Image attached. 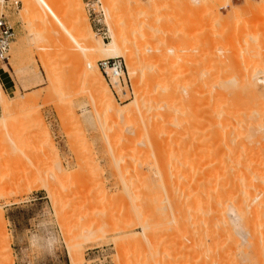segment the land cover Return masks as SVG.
<instances>
[{
  "label": "rangeland",
  "instance_id": "rangeland-1",
  "mask_svg": "<svg viewBox=\"0 0 264 264\" xmlns=\"http://www.w3.org/2000/svg\"><path fill=\"white\" fill-rule=\"evenodd\" d=\"M52 1L77 36H89L91 27L94 44L112 41L113 21L101 2L81 0L74 10L69 0ZM197 2L162 7L164 26L172 28L162 55H153L156 44L151 50L150 57L161 55L157 61L128 64L122 56L121 83L101 71L116 101L109 108L83 82L86 59L61 23L7 0L2 10L14 37L0 69V264L9 257L13 264H264V6ZM235 5L243 11L235 14ZM166 51L181 57L168 61L171 71H182L178 96L148 101L144 90L161 88L157 78L149 81ZM102 54H92L96 65L108 58ZM160 104L177 118L158 114ZM159 115L167 121L159 123ZM202 172L206 181L199 182ZM191 174L195 191H239L238 223L230 208L225 217L183 204Z\"/></svg>",
  "mask_w": 264,
  "mask_h": 264
},
{
  "label": "bare ground",
  "instance_id": "bare-ground-1",
  "mask_svg": "<svg viewBox=\"0 0 264 264\" xmlns=\"http://www.w3.org/2000/svg\"><path fill=\"white\" fill-rule=\"evenodd\" d=\"M20 1H22L23 2V5H24V10L23 11H25L28 15H32V16H37L38 14L40 15H42V17H46L45 15H48V16H52V17H54L56 20H58L59 21V23H61V25L63 26L62 28H64V31L65 32H67L68 34H70L71 36V38H73L74 39V41L78 44L77 46H78V48L80 49V51H81V55H83L84 56V58L86 59V65L84 66V67H82L81 68V70H80V72H81V75L84 77V80H83V82H85V84H86V86L87 85H89L90 86V88H91V94H92V96H100V97H104V98H106V100H107V104H108V107L109 108H114L115 106H116V101H115V99H114V96H113V93H112V90H111V88L109 87V85L107 84V82L105 81V79H104V77H103V75H102V70L99 68V66H97L94 62H93V60H92V58H93V56H92V54L93 53H95V52H101V53H103L104 55H106L108 58L109 57H125V59L127 60V62H128V64L129 63H131L133 60H139L141 63H144V64H146V63H153V62H151V61H157L156 59H157V56L159 55H156V56H153V55H155V53H157V52H161V50H163L164 51V49H160V45L162 46V44L163 43H165L166 42V40H168V37H167V31L168 30H170L169 28H172V26L171 27H169L168 25L169 24H167V26L165 27L164 25H166V23L169 21V20H165V15H164V13H163V11H162V7L163 6H166V4L167 3H171V4H181V6L184 4H189L190 2H191V0H99V2H101L102 4H103V6H102V9H103V12H104V14H105V16L107 17V19L109 18H111V21H113L109 26H110V31H111V34H113L112 35V41L111 42H109L107 45H102V44H94V40H93V36H94V30L91 28V27H89V36H81V37H79V36H77V32H73V31H70L65 25H64V23L61 21V19L59 18V14H58V12H57V10L55 9V7H54V2L52 1V0H20ZM68 1V0H67ZM194 1V0H193ZM247 2H250L249 0H246ZM198 2H200L201 4H206V5H211L213 8H216V7H218V6H221L222 4H227L228 3V5L229 4H231L232 2H233V0H223V2L222 1H220V0H198ZM197 2V3H198ZM69 3H70V5L72 6V8L74 9V10H77L79 7H80V4L82 3L81 2V0H69ZM97 4V3H96ZM248 4V3H247ZM69 5V6H70ZM250 5V4H249ZM261 5H263L264 6V0H261ZM186 7V6H185ZM71 8V9H72ZM164 8V7H163ZM177 8H178V6H177ZM261 8H262V10H263V8L264 7H262L261 6ZM72 9V10H73ZM218 9V8H217ZM181 10V9H180ZM187 10V9H186ZM233 10V12L235 13V14H239V13H241L242 11H243V9L240 7V6H238V5H235V7L232 9ZM183 11H184V9H183ZM34 14H36V15H34ZM44 15V16H43ZM177 15V14H176ZM47 16V17H48ZM218 16V15H217ZM28 17V16H27ZM48 20V19H47ZM172 20V19H171ZM174 20V19H173ZM45 21H46V19H45ZM58 21H56V22H58ZM165 21H166V23H165ZM47 22V21H46ZM108 22H110V21H108ZM165 23V24H164ZM172 23V22H171ZM170 23V24H171ZM174 23V22H173ZM195 23V22H194ZM78 25H80V23L78 24ZM172 25V24H171ZM175 25V24H174ZM175 31V30H174ZM135 32H137V34H135ZM32 33V32H31ZM135 35H134V34ZM169 33V32H168ZM172 33V32H171ZM174 33V32H173ZM34 34V33H33ZM134 35V36H133ZM174 35V34H173ZM35 36H36V34H35ZM168 36H169V34H168ZM166 37H167V39H166ZM171 39V38H170ZM146 41L149 45H147L144 41ZM145 43V45H147V46H149V47H142V46H144V45H142V43ZM170 42V41H169ZM171 43H173V41L171 42ZM175 43V42H174ZM154 44V45H153ZM155 44H156V46H155ZM158 44H159V46H158ZM166 44H167V42H166ZM139 46V48H137L136 50H138V51H135L134 50V52H137V53H135L134 54V52H133V50H132V52H125L124 51V48H126V47H130V48H132V47H134V46ZM142 45V46H141ZM132 46V47H131ZM155 46V47H154ZM163 46H165V44L163 45ZM162 46V47H163ZM171 46H172V44L170 45V47L168 48V47H166V50H167V48H168V50L170 51V50H172V48H171ZM179 46V45H178ZM181 46V45H180ZM180 46H179V49H180ZM153 47H154V49H156L155 51H153L152 49H153ZM161 47V48H162ZM164 48V47H163ZM173 48H174V46H173ZM181 48H183V47H181ZM178 49V48H177ZM186 49V48H185ZM151 50L153 51V57H154V59L155 60H153V57H150V54H152V52H151ZM183 50V49H182ZM151 52V53H150ZM159 52V53H160ZM167 52V51H166ZM165 52V53H166ZM175 53V52H174ZM102 54V55H103ZM161 54V53H160ZM167 54H168V52L166 53V54H163V56L161 57V60H163V62L159 59L158 61H161L163 64H161L160 65V67H159V69L158 70H156L155 71V73H157L156 74V76L154 77V75H150V81L149 82H151L150 83V85L152 84V79L151 78H153L154 80H155V78H157L156 80H158V82H160L161 83V88L159 89V91H157L156 93L154 92V91H152V89H146V90H144L145 91V95H146V98H147V100L149 101V100H153V101H157V102H163L164 100H165V102H167V99L168 98H170V100L168 99V102H171V101H173L174 99H176L175 97H176V95L178 94V90H176V89H178V86H179V84H178V86H177V84H176V87H175V82H179V81H177V80H180L179 78H181V77H178V76H180L182 73H180V72H182L181 70L179 71L178 69V71H176V69L174 70V68H173V70L174 71H171L172 70V67L174 66H172V65H169L170 63V61L172 62H175L176 63V61H179V59L181 60V57L179 56L178 57V55H177V57L179 58H177V57H174V55H172L171 53V55H172V57H170V56H167ZM179 54V53H178ZM162 55V54H161ZM161 55H159V56H161ZM105 56V57H106ZM91 57V58H90ZM148 59H151V60H148ZM174 59H175V61H174ZM177 59V60H176ZM88 60V61H87ZM170 60V61H169ZM143 61H146V62H143ZM169 61V62H168ZM139 62V63H140ZM155 63V62H154ZM160 63V62H159ZM169 63V64H168ZM156 64V63H155ZM172 64V63H171ZM46 65V64H45ZM149 65V64H148ZM183 65V64H182ZM169 66V67H168ZM172 66V67H171ZM168 69V70H167ZM171 69V70H170ZM187 69V68H186ZM190 69V68H189ZM169 70L171 71L170 73H168L169 72ZM183 70V69H182ZM191 70H192V68H191ZM102 71V72H101ZM154 72V71H153ZM174 72H178V73H180L179 75L177 74V75H175V74H173ZM187 72H189L188 70L186 71V73ZM132 73V72H131ZM104 74V73H103ZM184 75V78H185V74H183ZM105 76V75H104ZM129 76H131V75H129ZM182 78H183V76H182ZM107 79V78H106ZM114 81H116V83H119L118 82V79L117 78H114L113 79ZM149 80V79H148ZM148 80L147 81H145V83L147 84V86H149V82H148ZM152 80V81H151ZM156 80H155V82H156ZM188 82H189V79H188ZM187 82V83H188ZM185 83V82H184ZM190 83V82H189ZM182 84V83H181ZM193 84V83H192ZM118 86H120V85H118ZM146 86V85H145ZM190 86V85H189ZM144 87V86H143ZM152 87V86H151ZM183 87H184V85H183ZM148 88V87H147ZM159 88V87H158ZM157 87H156V89H158ZM180 88V87H179ZM187 88V87H186ZM189 88H191V87H189ZM193 88V87H192ZM185 89V88H184ZM188 89V88H187ZM180 90V89H179ZM2 91V90H1ZM155 94H154V93ZM182 92V91H181ZM181 92H179V96H180V93ZM184 92H185V90H184ZM177 93V94H176ZM187 94V93H186ZM188 94H190V93H188ZM4 95V94H3ZM178 96V95H177ZM184 97H185V95H183ZM189 97H190V95H189ZM172 98V99H171ZM178 98V97H177ZM188 98V97H187ZM192 99V98H191ZM180 100V99H179ZM186 101V100H185ZM184 101V102H185ZM189 100H187L186 102H188ZM193 101V100H192ZM189 103V102H188ZM186 106H188V105H186ZM6 107V106H5ZM158 114H160V115H164L165 113H163V112H165L166 111V113H168L170 116H174L173 114L171 115V113H170V108H168V107H166L165 108V105H158ZM189 107V106H188ZM168 108V109H167ZM178 108V107H177ZM183 108V107H182ZM165 109V110H164ZM169 110V111H167V110ZM176 109V108H175ZM174 108H171V110H172V113H174L176 110H175ZM188 108H186V110H187ZM162 110H163V112H162ZM173 110H174V112H173ZM179 110H180V107H179ZM178 110V111H179ZM182 110V109H181ZM177 111V113H179ZM184 111V110H183ZM188 111H189V109H188ZM192 111V110H191ZM196 111V110H195ZM181 112L182 111H180V115H181ZM194 112V111H193ZM192 112H190V114H191ZM195 113V112H194ZM182 114H183V112H182ZM186 113L184 112V115H185ZM160 115H159V117H160ZM169 115L167 116V114L165 115V117H169ZM179 115V117H180V119H181V116ZM187 115V114H186ZM185 115V116H186ZM193 115V114H192ZM196 115V114H195ZM190 116V115H189ZM197 116V115H196ZM195 116V118L198 120V118L197 117H199V116H197L196 117ZM175 117L177 118V116L175 115ZM191 117V116H190ZM189 117V118H190ZM202 119H203V114H202ZM171 118V117H170ZM173 119V118H171V119H173L172 121L174 122V120H177V119ZM193 118V117H192ZM195 118H193V120L191 119H189L188 121H193V123H198L197 121H196V119ZM159 119H162L161 121L160 120H158V121H160L159 123H165L167 120H166V118H165V120H163V118L162 117H160ZM169 120V119H168ZM195 120V121H194ZM169 121H171V120H169ZM168 121V122H169ZM171 121V123H173ZM180 122H181V120H179ZM203 121V120H202ZM176 122V121H175ZM178 122V121H177ZM179 122V123H180ZM201 122V121H200ZM158 123V124H159ZM195 123V124H196ZM185 124V123H184ZM202 125V124H201ZM158 127H159V125H157ZM163 126H164V124L163 125H161V128L159 127V132L161 133V131H160V129L162 130V128H163ZM198 126V125H197ZM203 126V125H202ZM165 127V126H164ZM167 129V128H166ZM171 130H173L172 128H171ZM154 131V130H153ZM157 131H158V129H157ZM164 131V130H163ZM170 131V130H169ZM159 132H155V133H157V135H158V133ZM166 132L167 131H165V134H163V135H165L166 137H167V135L168 134H166ZM155 133H150L149 135L151 136V138H155L157 135L155 134ZM164 133V132H163ZM154 134V135H153ZM170 134V133H169ZM155 136V137H154ZM159 136V135H158ZM157 136V137H158ZM160 136H161V134H160ZM165 137V139L167 140V138ZM150 138V137H149ZM162 139V142H164L163 140H164V136L162 137V138H160V140ZM151 140V139H150ZM157 140V138H155V141L152 139V141H151V143H153V141H154V143L155 142H158V141H156ZM160 140H159V142H160ZM166 140H165V142H166ZM168 141V140H167ZM158 142V143H159ZM169 142V141H168ZM153 143V144H154ZM188 143V142H187ZM155 145V144H154ZM161 145V144H160ZM182 145V144H181ZM156 146H157V144H156ZM162 146V145H161ZM179 148V147H178ZM182 147H180V149H181ZM57 150V149H56ZM178 150V149H177ZM193 151V150H192ZM197 174V173H196ZM202 174L203 175H201L200 176V180H199V182L200 181H206V175H204L205 174V172L203 173L202 172ZM200 175V173H198L197 174V176L196 177H198ZM236 175V174H235ZM191 177H193V179L192 178H188V179H192L191 181H192V183H190V181H189V185L187 186V184H186V186L188 187L187 189H186V191H184L183 193L185 194L184 196L182 195V192H179V194L180 195H182L183 197H185L184 199H185V201L183 202V204L185 203L186 205H188V206H190V207H192L193 208V210H194V208H197V210H198V208L199 207H203V209H206V210H209V209H212L213 211H214V209H218V210H221L220 212H222V213H224L223 211H225L226 209L228 210V208H230V210H232L230 213H229V215H231L230 217V219H231V223H238L239 221H238V218H239V216L237 215V213L235 212V210L234 209H236L235 207H237L238 205H239V207H237L238 209L240 208V205H242L237 199H235V198H237L238 197V199L240 198L238 195H237V193H239V191H235V190H231V189H234V186H233V188H231L229 191H227V189H226V191H225V188H227V187H225L224 189H222L223 191H225V192H223V191H220L219 189V191H217V190H215V193L213 192H211L210 193V191H206V190H198V191H195V189L197 190V186H198V184H199V182H198V179H195L194 178V176L191 174L190 175ZM195 182H194V181ZM230 181V180H229ZM235 182V181H234ZM198 183V184H197ZM240 183V182H239ZM233 184V183H232ZM235 184V183H234ZM194 185H196V188L194 187ZM232 186V185H231ZM235 187H236V185H235ZM168 188V187H167ZM195 188V189H194ZM165 189H166V187H165ZM172 189V188H171ZM193 190L197 193L198 192V195H196V193H194L193 192ZM172 191V190H171ZM199 191H204L203 192V194H202V197H199L200 196V193H199ZM234 191L235 192H237V193H234ZM177 192V193H178ZM234 194H233V193ZM167 193V192H166ZM170 193V192H169ZM178 194V195H179ZM236 194V195H235ZM241 194V193H240ZM168 195V194H167ZM236 197H235V196ZM255 195V194H254ZM263 195V194H262ZM170 196V195H169ZM182 197V198H183ZM259 197V196H258ZM179 198H181V197H179ZM178 198V199H179ZM234 198V199H233ZM255 198V197H254ZM232 200V202H237V203H235L236 205H233L234 203H231L230 205L227 203L229 200ZM244 199V198H243ZM258 199V198H257ZM234 200V201H233ZM237 200V201H236ZM264 200V199H263ZM263 200H262V203H264L263 202ZM178 201V200H177ZM183 200H181V202H182ZM243 201V200H242ZM180 202V201H179ZM238 204V205H237ZM260 204V203H259ZM229 205V206H228ZM232 206V207H231ZM233 206H235V207H233ZM264 207V206H263ZM192 208H190V209H192ZM242 208V207H241ZM248 209V208H247ZM217 210V211H218ZM237 210V209H236ZM210 211L211 210H209V214H210ZM239 211V210H238ZM215 212H216V210H215ZM226 212V211H225ZM191 213H192V210H191ZM208 213V212H207ZM211 213H212V211H211ZM212 214H214V213H212ZM223 215V214H222ZM225 215H227V212H226V214H224V216ZM226 217V216H225ZM244 217V216H243ZM4 219V218H3ZM225 220V219H224ZM205 225L207 224V223H204ZM230 224V223H229ZM232 226H234V225H232ZM231 226V227H232ZM235 226H236V224H235ZM224 227V226H223ZM229 230V231H228ZM228 230H226V233H229L230 234V227L228 228ZM6 232V231H5ZM223 231H221L220 233H218L217 235L219 236V234H221ZM232 232V231H231ZM225 233L223 232L222 233V235L223 236H225L224 235ZM229 234H227V235H229ZM234 234V233H233ZM215 235V234H214ZM216 235V236H217ZM221 236V235H220ZM5 242H7L5 245L3 244V246H7L6 248H8V246H9V241H5ZM4 241H3V243H5ZM1 246V245H0ZM257 246V245H256ZM4 247V248H5ZM204 247V246H203ZM254 247V246H253ZM4 248L2 247V250H4ZM5 248V249H6ZM256 249V248H255ZM2 250H1V252H2ZM247 250V249H246ZM253 250V249H252ZM256 252L258 251V250H255ZM258 253V252H257ZM243 254V253H242ZM245 254V253H244ZM246 254H248L247 252H246ZM259 254V253H258ZM258 254L256 255V256H258ZM260 255V254H259ZM243 256V255H242ZM256 256H252L253 258H255ZM0 257H2V254H1V256ZM251 256L249 255L248 256V258H250ZM259 258V256L257 257V259ZM261 258V257H260ZM259 258V259H260ZM1 259V258H0ZM9 259V261H7V263L9 262V264H13L11 261H10V257L8 258ZM258 259V260H259ZM1 261V260H0Z\"/></svg>",
  "mask_w": 264,
  "mask_h": 264
},
{
  "label": "built area",
  "instance_id": "built-area-1",
  "mask_svg": "<svg viewBox=\"0 0 264 264\" xmlns=\"http://www.w3.org/2000/svg\"><path fill=\"white\" fill-rule=\"evenodd\" d=\"M91 1V0H90ZM98 3L99 0H94ZM7 0H0V67L4 68V64L6 60L9 58V51L11 48V43L14 37V28L10 23L9 16L6 14L2 8H4ZM88 5L90 2L87 3ZM109 31V30H108ZM105 37H107V33L105 32ZM98 66L103 71L107 80L110 83H114L113 79L117 78L118 82L121 83L126 77L125 71V63L122 57H109L102 58L98 60Z\"/></svg>",
  "mask_w": 264,
  "mask_h": 264
},
{
  "label": "crops",
  "instance_id": "crops-1",
  "mask_svg": "<svg viewBox=\"0 0 264 264\" xmlns=\"http://www.w3.org/2000/svg\"><path fill=\"white\" fill-rule=\"evenodd\" d=\"M0 69H1V67H0ZM4 71H6V70H4ZM1 76H2V73H0V80L4 83V79Z\"/></svg>",
  "mask_w": 264,
  "mask_h": 264
}]
</instances>
